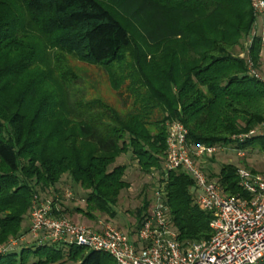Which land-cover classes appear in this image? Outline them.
Masks as SVG:
<instances>
[{
	"label": "trees",
	"instance_id": "obj_1",
	"mask_svg": "<svg viewBox=\"0 0 264 264\" xmlns=\"http://www.w3.org/2000/svg\"><path fill=\"white\" fill-rule=\"evenodd\" d=\"M253 1L0 0V247L28 232L34 195L60 193L65 173L87 190L90 218L116 217L121 193L130 187L127 165L117 158L129 153L144 173L161 169L173 121L186 126L190 145L231 144L263 123L264 83L247 62L262 69L264 37ZM32 37L104 66L124 106L85 99L82 92L77 97L78 75L67 61L61 67L40 62L41 43L27 45ZM246 39H252L248 46ZM243 46L246 57L235 52ZM239 144L264 151V135ZM205 163L226 194L242 193L239 164L213 171ZM193 184L183 169L168 174L166 202L181 241L212 235L213 216L195 202ZM143 191L130 235L153 202L152 192ZM73 247H9L0 252V264H115L106 252Z\"/></svg>",
	"mask_w": 264,
	"mask_h": 264
},
{
	"label": "built area",
	"instance_id": "obj_2",
	"mask_svg": "<svg viewBox=\"0 0 264 264\" xmlns=\"http://www.w3.org/2000/svg\"><path fill=\"white\" fill-rule=\"evenodd\" d=\"M253 6L258 15L264 13V0H254ZM251 42L249 39L246 46ZM242 56H247V50ZM247 62L250 74L264 83V72L251 59ZM254 135H264V121L248 133L234 136L235 142L231 144L190 145L186 126L179 120L173 121L168 125L167 151L161 169L148 176L154 187L149 214L134 235L112 223H102V228L97 229L74 222L59 213L62 207L58 201L37 193L27 214L28 232L12 238L0 247V252L18 240H25L29 233L40 244H74L106 252L115 264H264V171L239 166L242 193L229 195L203 167L219 151L233 149L237 156H246L248 149L239 143ZM177 169L191 175L195 202L213 216L209 238L191 241L178 238L166 202L167 177Z\"/></svg>",
	"mask_w": 264,
	"mask_h": 264
},
{
	"label": "rangeland",
	"instance_id": "obj_3",
	"mask_svg": "<svg viewBox=\"0 0 264 264\" xmlns=\"http://www.w3.org/2000/svg\"><path fill=\"white\" fill-rule=\"evenodd\" d=\"M257 20L256 30L257 32H262V34H264V13H260ZM135 37L138 42L142 43L140 41L141 38L139 37V34L135 33ZM247 41L248 40L246 39L244 45H246ZM37 43H41L42 45L40 50H37L35 54V56L38 57V60L40 58V62L48 64L52 61V64H54L55 67H61L62 63L64 61H67L70 67L78 75L79 78L75 85L76 88L79 89L76 92L77 97H81L82 92L85 99L100 96L117 107L124 106L123 97L112 87L108 70L104 66L86 63L75 58L69 53L65 54L61 51L53 49L48 45L45 46L42 41L37 40V38H30L27 42V45L33 46ZM142 46L145 47V45L141 44V47ZM235 52L238 53L239 56L243 57L242 55L245 53L244 46L242 48H238ZM262 56L263 61L261 66L263 67H261V70H263L264 72V47ZM128 98H130V96ZM259 125L260 124L256 125L254 128L258 127ZM224 163L239 164L240 166L245 165L247 167L255 169L256 171H264V151H261L258 148L249 149L244 158L237 156L233 149L219 151L216 154L214 160L205 163V165L207 166V168H210L213 171H218ZM116 164L127 165L126 180L130 182V187L122 191L118 205H116V217H111L108 214L96 213L95 217L90 218L86 213V197L88 192L79 184H77L68 173H65L63 175L60 182L62 185L59 188V190L61 191L60 193L57 192V195H54V191H50L49 193L42 195H46L48 197L56 199L60 203L61 207H63V211L66 212L65 216L70 218L74 222L86 224L87 222H89L87 219H91L92 221L97 220L100 222V224L112 223L115 226L125 230L126 232H129L130 229L136 227V216L134 212L136 207L142 205L141 203L144 194L143 190L145 189V193H149V191H151L153 194L154 187L153 182L148 177L149 173H144L143 171H141L138 163L133 157L131 158L129 153L119 156L117 158ZM147 188L149 189V191H147ZM68 191L71 192L70 196L66 195ZM150 196L151 193L149 194V197ZM64 205L72 209L70 210L69 208L64 210ZM76 208H80L81 210L77 211ZM68 210L77 212L78 215L72 218L68 215ZM27 216L26 221L24 222V227L26 228V230H29ZM81 221H86V223H83ZM36 244H38V242L35 239L18 240L16 244L11 245V248L19 249L22 246H32ZM73 248H76V245H74ZM86 251V249H83L84 253ZM63 264H72V261L66 260Z\"/></svg>",
	"mask_w": 264,
	"mask_h": 264
},
{
	"label": "crops",
	"instance_id": "obj_4",
	"mask_svg": "<svg viewBox=\"0 0 264 264\" xmlns=\"http://www.w3.org/2000/svg\"><path fill=\"white\" fill-rule=\"evenodd\" d=\"M262 53H263V51H262ZM262 61H263V56H262ZM263 67V66H262ZM62 185H61V183H59L58 185H57V188H60ZM53 191V190H52ZM54 195H57V193L55 192L54 193ZM63 208V207H62ZM70 207H68V206H65L64 205V210H66V209H69ZM72 208H70V210H71ZM70 210H68L67 211V213H68V215L70 216V217H74V216H76V215H78V213L77 212H73V211H70ZM73 212V213H72ZM89 222H87L86 223V221H81V222H83V223H86L87 225H89V226H92V227H94V228H97V229H101L102 228V225L100 224V222L99 221H97V220H95V221H92L91 219H87ZM27 222H28V225H29V219L27 218ZM89 223V224H88ZM26 239H33L34 240V238L33 237H31V235L28 233L27 235H26ZM36 240V239H35ZM37 241V240H36ZM38 242V241H37ZM39 243V242H38Z\"/></svg>",
	"mask_w": 264,
	"mask_h": 264
}]
</instances>
